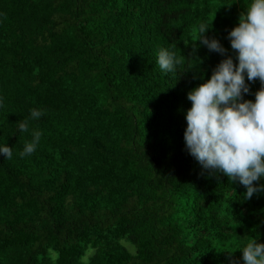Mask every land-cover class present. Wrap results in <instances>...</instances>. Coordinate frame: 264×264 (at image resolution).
Instances as JSON below:
<instances>
[{
    "label": "trees",
    "instance_id": "16d2710c",
    "mask_svg": "<svg viewBox=\"0 0 264 264\" xmlns=\"http://www.w3.org/2000/svg\"><path fill=\"white\" fill-rule=\"evenodd\" d=\"M247 3L0 0V144L13 153L0 154V264H243L237 247L264 243V191L242 200L183 140L186 93L224 58L196 27L213 18L205 35L231 55ZM161 47L180 57L171 73ZM246 83L254 99L260 82ZM31 109L42 135L21 158Z\"/></svg>",
    "mask_w": 264,
    "mask_h": 264
},
{
    "label": "clouds",
    "instance_id": "9594fccd",
    "mask_svg": "<svg viewBox=\"0 0 264 264\" xmlns=\"http://www.w3.org/2000/svg\"><path fill=\"white\" fill-rule=\"evenodd\" d=\"M211 21L197 25L195 41L224 58L207 80L186 93L190 107L184 111V145L202 168L218 171L230 183L243 185L242 200H248L264 191V183L254 184L264 180V0H248L237 23L227 31L231 55H226L228 50L217 39L205 35ZM156 64L163 72L171 73L180 64V57L170 48L161 47L156 53ZM256 79L260 88L252 93L254 99H244L250 92L246 80ZM43 114L40 109H31L29 117L18 124L21 132L32 137L19 153L21 158L36 150L42 133L30 129L29 120ZM0 154L9 160L13 156L6 143L0 144ZM237 249L243 264H264V243L252 238ZM48 252L55 262L58 253L51 248ZM87 259L88 254L81 257L85 264ZM230 264L238 262L232 260Z\"/></svg>",
    "mask_w": 264,
    "mask_h": 264
}]
</instances>
